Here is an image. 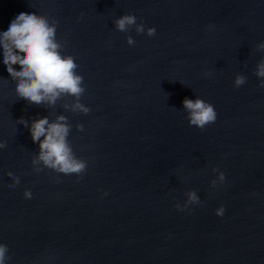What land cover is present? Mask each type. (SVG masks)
Instances as JSON below:
<instances>
[{
    "label": "water",
    "instance_id": "1",
    "mask_svg": "<svg viewBox=\"0 0 264 264\" xmlns=\"http://www.w3.org/2000/svg\"><path fill=\"white\" fill-rule=\"evenodd\" d=\"M19 12L58 22L90 112L65 110L71 97L54 107L20 99L0 53L6 264H264V88L254 74L264 0H0V31ZM124 14L155 34L117 31ZM237 74L247 78L238 88ZM184 98L213 105L216 121L190 126ZM57 115L87 162L81 177L31 165L39 146L17 120ZM213 168L225 177L215 187ZM189 190L201 203L177 210Z\"/></svg>",
    "mask_w": 264,
    "mask_h": 264
},
{
    "label": "clouds",
    "instance_id": "2",
    "mask_svg": "<svg viewBox=\"0 0 264 264\" xmlns=\"http://www.w3.org/2000/svg\"><path fill=\"white\" fill-rule=\"evenodd\" d=\"M58 22L46 15L33 12H19L9 23L6 31H0V53L8 75L14 81L12 88L20 99L27 100L30 104L46 105L54 107L56 102L65 97H71V104H63L65 110L88 114L90 109L80 102L85 92L83 77L77 73L79 65L71 55L63 54L65 44L56 38ZM117 31L128 32L134 28L137 34L144 33L151 37L155 34V28L137 23L133 14H124L113 21ZM128 45H134L131 36L126 37ZM258 51H264V42L256 44ZM16 65L17 67H13ZM210 73H205L209 75ZM255 76L259 78V87L264 88V57L256 67ZM246 77L237 74L233 81L234 87H240L246 83ZM186 119L190 126L201 130L216 121L217 113L214 106L203 99H188L182 101ZM17 124L28 128L33 143L38 144V153L31 160L34 172H40L43 168L50 169L58 174L76 175L81 177L87 170V162L76 157L72 145L68 140L71 124L64 115H57L54 120L48 117H40L31 122L21 118ZM78 131H83V126L76 125ZM43 138V139H41ZM4 147L0 143V148ZM216 179L211 181L212 187L217 182H223L225 177L218 169ZM7 175L13 183L12 188L19 184V177L8 172ZM23 196L26 199L32 197L30 190H25ZM186 200L183 205L177 203L175 207L183 211L191 204H200L201 201L194 190L185 193ZM224 207L216 209L215 214L221 216ZM8 248L0 243V264H6L9 259Z\"/></svg>",
    "mask_w": 264,
    "mask_h": 264
}]
</instances>
